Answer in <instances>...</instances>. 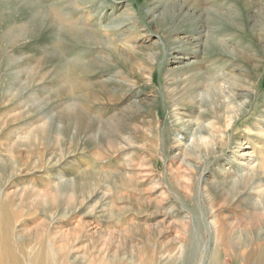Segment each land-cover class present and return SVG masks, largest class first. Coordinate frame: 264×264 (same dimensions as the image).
<instances>
[{"label":"rangeland","instance_id":"1","mask_svg":"<svg viewBox=\"0 0 264 264\" xmlns=\"http://www.w3.org/2000/svg\"><path fill=\"white\" fill-rule=\"evenodd\" d=\"M0 218L56 264L264 251V0H0Z\"/></svg>","mask_w":264,"mask_h":264},{"label":"bare ground","instance_id":"2","mask_svg":"<svg viewBox=\"0 0 264 264\" xmlns=\"http://www.w3.org/2000/svg\"><path fill=\"white\" fill-rule=\"evenodd\" d=\"M209 84H212V83L210 82ZM205 92H206V90H205ZM188 125H189V123H188ZM208 126H209V124H208ZM186 128L185 129L182 128V132L185 133L186 135H190L193 138V140L196 139V138H198L197 136H199L204 131V126H202L201 124H198V123H190L189 128H187V129ZM198 141H200V140H198ZM247 156H249V153H246V151L243 152V153H241L239 155V158L242 159L240 161V166H242L243 168H247V170H252L254 168V165L251 166V164L253 162L252 163H249L247 161L245 162V160L247 159ZM248 172H250V171H248ZM69 183H71V182H69ZM65 185L66 184L64 183V186ZM77 185L75 184L74 186H77ZM70 186H72V184ZM83 186L84 185H82L81 187H83ZM67 187H68V185H67ZM56 188L57 187H55V189ZM57 190H56V192H57ZM21 192H22V190H21ZM27 195H29V194H27ZM37 197H36V199H37ZM10 220H11L10 218H0V264H56V262H55V255L58 254V253H56V251H58V250H55V246H54L53 243H49V241H45V240H42V239L39 240L38 239L34 243L35 245L34 244L32 245V243L29 242V241H27V239H26V237H28V236H23V234L22 235L21 234L19 235V234H17V232L14 231V223H11ZM58 236L56 238H58ZM60 238H61V236H60ZM224 241H226V240H224ZM59 250H60V248H59ZM263 255H264V251L262 249H260L258 252L251 253L247 257V259H245V262H246V264H251L250 261H252L253 264H255L257 262L256 258L258 257L259 258V261L258 262L260 263V259L263 257ZM61 261H62V263H64L65 259L64 258L63 259L61 258ZM259 263H257V264H259Z\"/></svg>","mask_w":264,"mask_h":264}]
</instances>
